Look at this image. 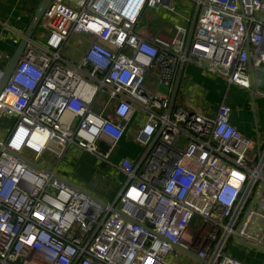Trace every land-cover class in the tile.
<instances>
[{"label": "built area", "instance_id": "obj_1", "mask_svg": "<svg viewBox=\"0 0 264 264\" xmlns=\"http://www.w3.org/2000/svg\"><path fill=\"white\" fill-rule=\"evenodd\" d=\"M186 1L192 17L173 0H51L45 43L29 41L0 93V264H248L227 250L235 241L264 251L263 141L225 102L208 115L175 99L190 63L264 97V0ZM160 7L185 23L170 39L142 37L144 11ZM72 32L95 36L78 65L60 56ZM10 59L0 50V82ZM150 70L167 93L146 87ZM127 133L143 148L116 164ZM74 148L119 175L110 201L59 174Z\"/></svg>", "mask_w": 264, "mask_h": 264}, {"label": "crops", "instance_id": "obj_2", "mask_svg": "<svg viewBox=\"0 0 264 264\" xmlns=\"http://www.w3.org/2000/svg\"><path fill=\"white\" fill-rule=\"evenodd\" d=\"M183 1L189 4L188 1ZM41 2L42 0H0V50L10 53L11 58L19 49L24 33L27 30L35 11L38 9ZM189 7H191V4H189ZM168 11L163 7L148 8L145 10L140 23L137 25V32L142 37L144 36L150 40L156 37L164 39H170L173 37L175 35V28L173 24L177 22L185 23V19H183L182 16H177L170 11V13H168ZM191 12V10L188 11L187 9H184L182 14L192 17L193 14H191ZM41 30L43 29L39 26L33 35V39L37 43L40 42L38 35L40 36ZM88 38V42L90 43L95 39V36L91 34L88 36ZM14 39H17L18 41L15 42ZM150 77L151 79L148 78V85L147 81L145 80L147 88L159 93L168 92V88L164 84H160L158 81L156 72L153 71L152 76ZM213 78V76L207 74L193 63L185 65L180 76V85L176 93V104L180 107L182 106L185 108L200 109L208 115H215L219 104L225 102L232 108L230 114L232 124L247 137L252 139L260 138L264 143V97H260L255 94L252 95L251 92L239 87L238 85H229L225 80L224 85L226 88L223 90H215L214 84L216 82ZM162 85L165 86V90L160 92L158 89H160ZM255 86L264 91L263 71L257 74ZM101 109L98 112H101ZM109 113L110 110H108V112H106L104 115L108 117ZM131 118L133 125L130 127V133H134L144 123L145 114H141V112L138 110L132 115ZM135 124L136 127H133ZM130 133H127L119 146L113 151V156L115 154L116 156L121 155L122 158H138L140 151L135 153L129 148L125 149V146L128 143V138L133 136ZM68 155H70V153ZM68 155L66 154L64 158H66ZM64 163L67 164L65 160ZM71 169L73 175L71 179L75 182H84V184H87L89 188H98L99 190L102 189L103 191L106 190L104 186L107 184L109 185L110 183V181L108 183L106 180L102 179V177L100 179L98 168L93 169L92 166H89V164L75 161L74 165L72 164ZM110 172L111 174L114 173V169H110ZM118 178L119 175L117 179ZM116 184L117 182L112 184L113 189L115 188ZM229 248L231 251H229V253L234 258L247 262L248 264H255L251 261L250 256L240 252H244V248H238L236 246H230ZM231 248L235 250L233 251Z\"/></svg>", "mask_w": 264, "mask_h": 264}, {"label": "rangeland", "instance_id": "obj_3", "mask_svg": "<svg viewBox=\"0 0 264 264\" xmlns=\"http://www.w3.org/2000/svg\"><path fill=\"white\" fill-rule=\"evenodd\" d=\"M173 5L177 8L178 11H181V12H184V9H187L188 11L191 10V7H189V4L184 2L183 0H173ZM168 13H170V12L168 11ZM91 34L92 33L79 34L76 32H72L69 35L68 40L64 43V45L62 46V48L60 50V56L65 60L66 64L78 65L81 62L82 58L84 57L85 52L88 50V47H89L88 45L90 44L88 42V40H89L88 36ZM46 38H47L46 31L41 30L40 36L38 35V39L40 40L39 43L40 44L45 43ZM125 52L129 53V49H125ZM152 72L153 71L150 70L146 74L147 85H148V78L151 79L150 76H152ZM213 79L216 82L214 84L215 90H217V89L223 90L226 88V86L224 85V82H225L224 79H222L221 77H217V78L214 77ZM158 90L160 92L165 90V86L162 85L161 88ZM106 97H107L106 90L101 91L98 94V96L96 98V103L94 106L95 110L99 111L103 107V105L105 104ZM141 114H143V115L145 114L143 110H142ZM138 121H139V119H138ZM1 122H3L5 124V126L10 125L9 120L8 121L2 120ZM132 125H133V121L129 125V127H131ZM133 127H136V124ZM127 142L128 143L125 146L126 147L125 149L129 148L131 151L133 150L135 153H138L139 151L141 152L143 145L136 140L135 136H130L128 138ZM48 156L50 157L51 162L45 161L44 165L50 168V167H52L53 163L55 162V159L51 155H48ZM121 159H122L121 155L116 156L114 154V156L112 157L111 160L113 162H115L116 164H118ZM64 160L67 164L64 163ZM64 160L61 162L62 164H61L60 170L58 172L60 175L65 176L66 178H72L73 177L71 167H72V164L74 165L75 161L79 162V163L89 164V166H92L93 169L98 168V172L100 174V176H99L100 179L102 177V179L106 180L108 183L110 181L109 185L107 184L106 186H104V188H106V190L102 191V189L99 190L98 188L97 189L89 188V186H87V184H84V182H81V181H80L81 183L80 182H77V183L79 185H82L89 193H93L94 195H96L100 198H103L106 201H110L111 196L114 193V189L112 187V184H114L118 181L117 177H115L114 175L111 174L110 169L112 167L110 165L108 166L105 162L101 161L100 159L96 158L95 156H91V155L84 153L81 150L75 149V148L72 150V152H70V155H68L66 158H64ZM105 170H107V171H105ZM114 174H116V172H114ZM235 243L237 244L238 248L239 247L244 248L245 251L244 252L240 251V252L245 253L248 256H250L252 262H254L255 264H259V263L264 264V251L250 247V246L245 245V244L238 243L237 241H235ZM232 249L233 248H231V250ZM227 250L230 251V248H228ZM234 250L235 249H233V251ZM237 252H239V251H237Z\"/></svg>", "mask_w": 264, "mask_h": 264}, {"label": "water", "instance_id": "obj_4", "mask_svg": "<svg viewBox=\"0 0 264 264\" xmlns=\"http://www.w3.org/2000/svg\"><path fill=\"white\" fill-rule=\"evenodd\" d=\"M51 0H42L41 4L39 5L38 9L35 11L34 16L27 28V30L24 33V36L22 38L21 44L19 49L17 50V52L13 55V57L10 59L8 66L5 69V74L3 76L2 81L0 82V93L2 92L3 88L5 87V85L7 84L13 70L15 69L17 63L19 62L21 56L24 53V50L26 48V46L28 45L29 41L33 40V35L34 32L36 31V29L39 27L41 18L45 12V10L47 9V7L49 6ZM7 152H10L9 150H7ZM18 158H20L21 160L25 161L26 163H28L31 166H36L34 165L32 162L28 161L27 159H25L22 156L16 155ZM262 174L264 175V170L262 171ZM104 203V202H102ZM192 256H194L195 258H197V256L195 254H191ZM202 261H205L204 259Z\"/></svg>", "mask_w": 264, "mask_h": 264}, {"label": "trees", "instance_id": "obj_5", "mask_svg": "<svg viewBox=\"0 0 264 264\" xmlns=\"http://www.w3.org/2000/svg\"><path fill=\"white\" fill-rule=\"evenodd\" d=\"M117 189H118V186L115 185L114 193H113V195L111 197H114L117 194Z\"/></svg>", "mask_w": 264, "mask_h": 264}]
</instances>
